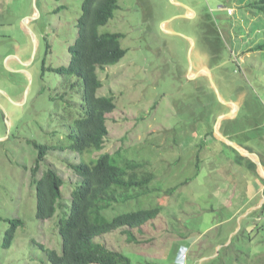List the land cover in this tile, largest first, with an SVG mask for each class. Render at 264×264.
<instances>
[{"label":"rangeland","instance_id":"rangeland-1","mask_svg":"<svg viewBox=\"0 0 264 264\" xmlns=\"http://www.w3.org/2000/svg\"><path fill=\"white\" fill-rule=\"evenodd\" d=\"M82 2L0 0V80L9 83L3 86L10 94H2L7 109L0 106V264H51L41 246L61 251L58 221L66 217L78 179L68 164L90 162L105 151L118 154L120 166L127 160L143 163L142 169L154 174L150 186L159 190L115 203L102 211L103 217L156 205L161 210L139 231L132 230L141 243L128 242L121 230L96 241L122 251L133 264H264L261 210L256 212L258 227L243 225L224 244L230 228L219 221L235 205L220 203L239 200L241 190H258L261 177L232 158L230 145L221 144L224 154L210 147L213 138H205L193 122L203 113L199 109L205 110L197 94L205 93L200 86L209 80L189 74L190 63V72L196 73L214 62L217 72L210 70L222 99L240 105L230 126L238 127L240 141L257 156L264 155V47L258 48L264 44V0H117L118 8L99 33H120L125 54L97 70L102 81L97 95L113 97L116 108L107 114L104 147L78 154L66 139L67 126L82 113L77 85L69 89L76 77L61 86L56 68L67 65ZM27 23L33 28L28 32ZM28 39L29 63L9 70L5 62L15 54V42L24 46ZM223 105L225 114L230 108ZM207 117L200 124H209ZM202 140L205 146L199 149ZM34 142L64 144L63 150H46L35 176ZM47 168L63 178L62 205L41 220L36 216L35 179ZM235 190L240 193L234 197ZM13 218L22 223L4 247L3 234Z\"/></svg>","mask_w":264,"mask_h":264},{"label":"trees","instance_id":"trees-1","mask_svg":"<svg viewBox=\"0 0 264 264\" xmlns=\"http://www.w3.org/2000/svg\"><path fill=\"white\" fill-rule=\"evenodd\" d=\"M118 6L117 0H83L76 21V37L68 46L67 65L56 68L61 78V86L73 75L76 77L75 83L72 81L69 83V89L77 85L81 103L79 109L82 113L67 126L66 139L67 147L78 154L88 150H101L104 147L108 135L107 114L116 108L113 97L97 95L98 88L102 86L97 70L115 64L125 54V49L120 45V33H99V27L107 23ZM204 44L207 48V43ZM262 47L264 44L258 46ZM213 70L216 71L214 68ZM200 87L205 93L197 94V98L205 110L199 109L203 113H200L202 115L196 117L193 122L201 128L203 134L205 133V138L212 137L217 140L213 135V125L217 116L227 108L217 101L208 81ZM65 94L66 92L62 96ZM210 95H213L214 99ZM205 116H208L207 119L210 118V121L208 120L210 123L200 124ZM236 118L224 119L220 129L228 126V123H233ZM234 130H238V127H234ZM221 144L226 146L222 142ZM34 145L38 148L36 164L32 169L35 176L46 150L55 147L63 150L64 144L59 142L54 146H48L34 142ZM200 145L199 149L205 146L203 140ZM117 155L105 151L90 162L78 161L75 164H68L78 179L71 192L66 217L59 218L58 221L61 251L41 246L51 264H133L125 253L107 248L96 241V237L121 230L128 242L141 243L132 230L139 231L144 224L156 218L161 207L156 205L124 211L111 219L103 217L102 211L115 203L139 199L153 193V189L154 191L158 189L150 186L154 174L143 170V163L127 160L124 166H120L115 161ZM198 156L197 153V161ZM247 161L250 169L256 173L255 163ZM63 184L62 176L52 168H47L35 179L37 218L48 219L61 208ZM174 189L175 187H171L168 192L172 193ZM21 223L22 220L19 218L10 220V226L3 234L4 247L10 245L15 229Z\"/></svg>","mask_w":264,"mask_h":264},{"label":"crops","instance_id":"crops-1","mask_svg":"<svg viewBox=\"0 0 264 264\" xmlns=\"http://www.w3.org/2000/svg\"><path fill=\"white\" fill-rule=\"evenodd\" d=\"M28 21L29 20L25 21V23ZM29 27L31 29H33L29 23H27V25L25 24L24 29L28 32ZM34 39H35L37 46H39L38 36H35ZM15 47H16L15 48V50H16L15 54L13 56L7 57L6 62H5L6 66L9 70H15L18 67L17 63L23 62V64H26V65L29 63V57H27L28 55H26V52L31 50L30 40L28 39V42L24 46H22L21 44H19L16 41ZM11 60L14 62V64L11 63ZM3 84L9 85V83H5L2 80H0V106H2L4 109H7L6 99L2 98L3 97L2 94L7 96L8 98H10L9 97L10 94L8 95V92L6 91ZM6 92H7V94H6ZM13 100L15 101V104H19V100H20L19 98H13ZM237 105H238V109L236 110V113L234 114V116L230 117V119L236 118V116L238 115V112L240 110V105L238 103H237ZM228 108H230V110H231L230 106ZM8 116H10V115H8ZM11 122H12V120H11ZM227 125L228 126H224L222 130L220 129L222 134L226 138L232 140L237 146L242 147V148L248 150L249 152H252V153L255 152V154H256V151L251 150L250 147H248L246 145V142H242V140L240 141L239 131L234 130V127H237V126H230L231 125L230 123H228ZM221 142L222 141L219 139H217V140L212 139L210 141V147H217V148H219V153L224 154V152L221 149V147H224V146H221ZM222 143H224V142H222ZM224 144H226V143H224ZM230 147H232V146H230ZM232 149H233L232 151L234 153L233 154L234 156H232V158L234 160H236L238 163L244 164L245 167L250 172H253L250 169L249 163L247 161V160L252 161L251 158L246 156V155H243L241 152H239L234 147H232ZM257 154H258L259 159H260L262 166L264 168V164L262 162V157L264 159V155H262V154L260 155V153H257ZM256 173L258 174L257 169H256ZM261 182H262V186L258 190L254 191L253 193H245V191L241 190V196H240L239 200L231 202L230 199H228L226 204L222 203V202L220 203V206H223V207L235 205L234 206L235 210L230 215H228L225 219H222L219 221V224L226 222L230 228L227 235H226V238L224 239V241H225L224 244L229 243L231 241V239L233 238V236H236V234H238L240 232L243 225L249 224V226H250V224L252 223V224H254L253 227H256V226L258 227V224H259L258 220L260 221L261 217H259L256 212L258 210H261L262 212H264V178H262V177H261ZM239 193H240L239 191L237 192V190H235V192L233 193V196L235 197ZM263 218H264V214H263ZM247 227H248V225H247ZM249 236H251V234ZM217 246H218V244L216 243L214 246L215 249L217 248Z\"/></svg>","mask_w":264,"mask_h":264},{"label":"water","instance_id":"water-1","mask_svg":"<svg viewBox=\"0 0 264 264\" xmlns=\"http://www.w3.org/2000/svg\"><path fill=\"white\" fill-rule=\"evenodd\" d=\"M188 17V16H186ZM191 44L193 45V42L191 40ZM192 69V65L190 63V66H189V74H190V77L191 78H196L198 76H200L201 74L205 75L207 77V79L209 80V83H210V86L211 88L213 89L217 99L223 103V104H226V105H229L231 107V110L225 114H219L215 120V123L213 125V135L215 136V138L221 140L222 142L226 143L227 145H230L232 147H234L235 149H237L239 152H241L243 155H246L248 157L251 158V160L255 163L256 165V169H257V172L260 174V176L262 178H264V168L262 166V163L259 159V157L255 154V153H252V152H249L248 150L242 148V147H239L237 146L232 140L226 138L222 132L220 131V125H221V122L224 120V119H227V118H230L232 116H234V114L236 113V110L238 109V106L232 102H227L225 100L222 99L221 95H220V92L218 90V88L216 87V84L214 82V78H213V75H212V72L210 70L209 67L205 66L203 67L202 69H200L198 72L196 73H191L190 70Z\"/></svg>","mask_w":264,"mask_h":264},{"label":"built area","instance_id":"built-area-1","mask_svg":"<svg viewBox=\"0 0 264 264\" xmlns=\"http://www.w3.org/2000/svg\"><path fill=\"white\" fill-rule=\"evenodd\" d=\"M184 252H182V258H183Z\"/></svg>","mask_w":264,"mask_h":264}]
</instances>
